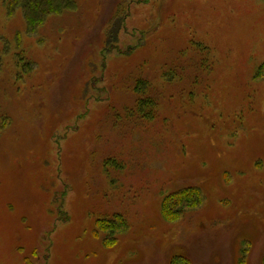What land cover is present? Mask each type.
<instances>
[{"label":"rangeland","instance_id":"obj_1","mask_svg":"<svg viewBox=\"0 0 264 264\" xmlns=\"http://www.w3.org/2000/svg\"><path fill=\"white\" fill-rule=\"evenodd\" d=\"M10 2L0 264H264V0H78L36 32ZM186 187L202 199L170 220Z\"/></svg>","mask_w":264,"mask_h":264},{"label":"trees","instance_id":"obj_2","mask_svg":"<svg viewBox=\"0 0 264 264\" xmlns=\"http://www.w3.org/2000/svg\"><path fill=\"white\" fill-rule=\"evenodd\" d=\"M78 5V0H11L8 7V14H15L16 8L22 7L27 32H36L51 15L74 11L78 8ZM126 15L127 13L120 7L111 16L107 24L103 51L114 50L119 47V35L122 28L125 27ZM18 35L20 36V33ZM263 73L264 63L260 66L257 77H261ZM146 100L148 99L143 97L137 104L139 111L144 114V110L151 106H148L149 102L153 103L150 100L149 102ZM200 198L202 199L201 192L197 187H186L167 195L162 203V210L167 218L169 217L170 220H174L183 215L187 210L192 209L196 203L199 204ZM117 219L111 220L116 232L121 227V223ZM121 221L123 220L121 219ZM107 238L106 242L109 244H113L117 240L116 236L111 238L110 235ZM171 264H191V261L184 255H176L172 258Z\"/></svg>","mask_w":264,"mask_h":264}]
</instances>
